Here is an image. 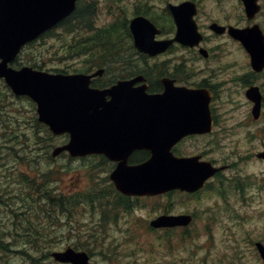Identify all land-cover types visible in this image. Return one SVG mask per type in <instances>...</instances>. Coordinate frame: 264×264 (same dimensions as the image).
<instances>
[{"label": "rangeland", "instance_id": "obj_1", "mask_svg": "<svg viewBox=\"0 0 264 264\" xmlns=\"http://www.w3.org/2000/svg\"><path fill=\"white\" fill-rule=\"evenodd\" d=\"M180 1L153 0L150 9L154 15H166V3ZM195 1L201 9L196 19L199 17L202 25L208 24L210 19L233 25L248 24L240 0ZM261 3L264 5V0ZM120 8L126 12L125 18L132 11L129 5L116 4L111 12L117 21ZM98 12L94 8L84 20L74 24L72 32L57 26L51 34L26 45L14 64L49 72L97 68L98 61L89 62V56L82 53L86 43L83 45L80 41L88 38L85 32L88 22L94 21V25L100 26L105 24L108 16L111 21L107 23L114 20L104 8ZM255 20L264 29V6ZM164 24L170 25L167 20ZM120 31L123 30H117ZM124 43L125 48L133 46L130 38ZM207 44L222 49V61L243 57L242 46L229 36L212 37ZM111 55L116 56V53ZM120 55L129 59L132 65L146 69L145 55L127 54L125 51ZM90 56L96 54L90 53ZM119 59L117 57V60L104 65L109 72L100 76V82L116 75V64H125L118 62ZM110 64H114L113 68L108 66ZM128 72L126 67L121 69L122 74ZM238 73H241L238 69L223 70L219 65L210 75H201V71L192 72V75L199 79L207 76L216 82L249 78L245 73L236 75ZM234 88L236 91L230 97L236 100V104L225 101L222 107L228 108V113L235 117H242L246 107L241 95L243 87ZM0 105H6L8 110L6 115L0 113V147L3 149L1 151L0 148V234L4 240L13 241V245L0 242V264H34V259L36 264H71L57 260L52 254L68 246L87 252L90 264H227L231 257L257 256L253 241L264 243V161L256 153L264 148V123L263 127L260 126L262 122L252 124L249 131L246 127L235 126L228 136L217 137L216 151L212 155L226 165V170H222L223 174L220 173L216 182L223 192L222 197L202 196L199 200L194 196L173 194V206L166 211L164 203L172 195L153 200L141 198L133 205L132 211L126 213L121 208H114L115 195L109 189L112 187L108 179L113 166L110 161L100 156L73 158L66 153L50 158L53 147L65 143L67 135L43 133L36 120L34 104L27 97H15L9 90L7 98H0ZM1 124L5 129L4 138H1ZM19 127L23 130L19 131ZM11 143L17 148L10 149ZM31 158L32 161L26 162ZM228 164L235 168L230 171ZM20 173L28 175L33 182L23 180ZM235 174L247 183V188L238 191L230 186ZM35 188L37 191L50 188L57 194L72 195L74 200H71L70 213L50 209L47 205L42 211L39 205L44 202ZM94 191H98L94 194H101L93 197L91 193ZM88 194L91 195L84 198ZM186 208L189 212H197L199 217L188 229L186 242L172 239L173 245L166 244L161 236L156 237L158 233H165L164 230L149 229V220L157 215L176 213ZM166 231L178 239L179 229L175 227Z\"/></svg>", "mask_w": 264, "mask_h": 264}, {"label": "water", "instance_id": "obj_2", "mask_svg": "<svg viewBox=\"0 0 264 264\" xmlns=\"http://www.w3.org/2000/svg\"><path fill=\"white\" fill-rule=\"evenodd\" d=\"M74 1L0 0V76L5 78L15 94H26L36 102L38 120L46 123L54 134L69 133V141L55 147L52 155L67 150L72 156L102 153L116 160V154L121 152L123 161L111 172L110 179L117 189L128 194H156L179 185L199 186L208 173L200 171L189 161L181 162L173 158L169 152L170 145L178 135L171 136L154 130L150 137L151 157L132 166H127L124 161V144L128 137L132 141L137 139L133 147H146L148 113L153 123L160 120L168 123L193 121L192 115L196 113L203 118L208 102L204 92L174 87L171 82L164 81L166 88L163 93L149 95L144 91V86L130 88L134 81L141 79L140 76L110 88L98 89L90 87L89 83L91 76L100 74L102 69L86 75L49 73L30 66L19 69L8 66L22 45L69 15L74 10ZM242 1L247 17L252 18L259 10L257 0ZM194 8L190 2L170 6L177 27L175 39L191 45L200 39L192 19ZM211 27L216 32L224 30L217 24ZM130 29L139 50L154 54L163 49L162 45L154 42V26L145 17L131 19ZM229 33L242 41L250 53L254 68H261L264 64V35L258 25L243 29L230 27ZM167 44L164 43V46ZM253 91L254 94L249 91L247 94L255 101L253 111H257L259 96L255 93L256 88ZM129 112L140 116L132 118L131 125L127 127L119 125L124 121L119 115ZM132 127L136 132L130 134L126 129ZM139 138H143V142L138 144ZM258 155L264 157V152ZM186 217L162 215L150 224L174 225ZM257 246L264 259V246L260 243ZM52 254L57 260L71 264H89L84 251L66 248Z\"/></svg>", "mask_w": 264, "mask_h": 264}, {"label": "flooded vegetation", "instance_id": "obj_3", "mask_svg": "<svg viewBox=\"0 0 264 264\" xmlns=\"http://www.w3.org/2000/svg\"><path fill=\"white\" fill-rule=\"evenodd\" d=\"M152 3L153 0H77V6H80L82 8H92L93 10L95 8L98 9L99 12H101L102 9L104 8L108 14L113 15V18H114V14L111 12V10L116 8V4H121L123 6L126 5L131 6L134 16L138 14V12H141L138 11L136 8L147 9L153 7ZM197 8L199 13L201 9L199 8L198 4H197ZM120 13H122V10H120ZM162 19L163 16L160 21H156V25L160 30L159 34L155 36L156 40H166L173 37L174 27L163 24ZM104 21L105 24L100 26L94 25V21H93L90 25L85 26V30L86 31L93 30L92 35L98 38L102 37L101 33L103 31L115 33V37H116V26L107 23L111 21V17L108 16ZM113 21L114 23H116V16ZM196 21L198 23L200 31L204 34V39L199 45L190 47V46H184L177 42H173L166 50L161 51L152 56L140 52L139 54L145 55V59H146V65H145L146 69L144 74H145V80L147 83L148 92L150 93L161 92L164 86L162 80L164 78H168L174 82V85H181V86L185 85L187 87H192V88H204L206 90L204 92L205 97H208L207 92L210 93V96L208 97L209 101L207 105L208 108L207 116L204 115V117L201 118L200 113L195 114L196 121L192 122V126L195 127L196 132H191L186 134L185 136H182L171 146V151L173 155H175L176 157H196L198 162H204L206 164H209L210 168L212 167L218 169L214 171L212 174H210L208 178L205 179L203 186L198 188L197 190L188 192V191H181L179 189H174L163 194L164 197H168L169 195H173V194L194 196L200 200L202 196H205L206 198L212 197L213 195H215L216 197L223 196V192L219 187H217L216 182L218 181V177L220 176V173L226 170L224 169L226 165L221 163V159H219V157H216V155L214 156L212 155V152L216 151V143L218 141L217 137L228 136L229 134H231L230 130H234L235 126H240L241 128L246 127L249 131L251 130L252 124L262 122L260 126L263 127L264 65L261 68L254 70L250 64V56L244 48L241 49V53L244 58L242 57L239 60L222 61V57H223L222 49L209 46L207 44V41L211 40L212 37H226L228 36V34L225 32L223 34L217 35L213 31L209 30L210 28L209 23L206 25H202L199 17L196 19ZM214 21L221 24L229 25V23L226 22H220L217 21L216 19H210V23ZM236 26L239 27L241 25H236ZM87 37H88L87 40H90L92 36L87 35ZM110 37H112V35L108 36V39H110ZM110 45L111 43L108 42L106 46H110ZM100 46L102 45L98 43H94L90 45L89 48L91 49V53L101 54L105 51L112 52L106 50L105 48L107 47H105L104 45H103L104 47H100ZM124 51L127 54L138 53V51L134 47L119 49V53H123ZM185 51H187V53H184ZM219 65L223 70L227 68L240 70L241 73H238L236 75L239 74L242 75L247 70H249V72L245 73V75H247L249 78L244 77L242 79L233 80V81L216 82V81H212L207 76H204L202 79H199V77L194 78L192 75V72L198 73L200 71H201V75H206L207 73H209L208 75H210ZM123 67H126L129 69V71H131L134 70L135 65H132L130 60L128 65L116 64V72H117L116 80L130 78L134 75L131 72L128 73L127 75L122 74L121 69ZM234 87H243L241 90V95L244 99L243 103L246 104V107L242 117H235L233 113H228L229 112L228 108L223 109L222 107V104L225 101H230L236 104V100H232L230 97V95L236 91ZM253 88H256L255 93L259 96L257 111H253V108L255 107V101L251 100L247 96L248 91L254 94ZM0 94H1L0 98L3 99L7 98L9 94V90L7 86L4 84L3 80L1 79H0ZM240 104L242 105V102H240ZM7 111L8 110L6 105H0L1 115H6ZM178 124L180 131L181 126H184V122H180ZM1 126H2L1 131L3 136L5 129H3V124H1ZM149 127L152 128L153 127L152 124H149ZM126 130H130V128ZM129 144H130V139L126 138V145L129 146ZM126 149H127L126 162L128 164L139 163L140 161L150 157V150L148 148H139L131 151H129L128 148ZM1 151H3V149ZM260 151H264V148H262ZM261 160L264 161L263 159ZM229 163H232V161H230ZM228 167L231 168L230 171H232V169L235 168L231 165H229ZM237 175L238 174H235V177H232V185L230 186H234V189L238 191H242L245 187L247 188L248 185L247 183H244V181L241 180ZM137 198L138 197L136 196H124L123 194L116 191L117 205L119 206L121 205L120 201L129 204V206L121 208L126 213L132 211L134 205V203L132 202L135 201V199ZM170 205H172V203H170L169 200L164 203L165 208H170ZM189 211H190L189 208H186V210L174 213V214H180V213L188 214L192 216V221L187 226L177 227V229H179L183 234H186L188 229L191 228L190 226H192V223H194V221H196V219L199 218L197 212L195 211L189 212ZM3 237L4 236L1 237L0 234V242L6 245H13V241L8 242L7 240H4ZM255 242L262 243L263 245L264 243L260 240L253 241V246L255 248L254 250L257 256L242 255V256H235L233 258L231 257L229 258L227 264H264V260L261 258V256L256 250ZM249 243H250V239H248L247 244Z\"/></svg>", "mask_w": 264, "mask_h": 264}, {"label": "trees", "instance_id": "obj_4", "mask_svg": "<svg viewBox=\"0 0 264 264\" xmlns=\"http://www.w3.org/2000/svg\"><path fill=\"white\" fill-rule=\"evenodd\" d=\"M76 13H78V12L73 13V15H76ZM77 15H79V14H77ZM67 19L68 18H65L63 21H61L58 24V26H60L62 28L64 27V28H66V30H68L67 29ZM79 19H80L79 17H75V20L76 21L79 20ZM52 32H53V30H48L43 35L46 36L48 34H51ZM101 36L103 37V38H100L101 41L109 42L108 36H110V32L104 31V32L101 33ZM105 42H102V46L104 45ZM33 43L34 42L30 43L29 45H32ZM80 43L82 44L81 41H80ZM106 45H107V43H105V46ZM108 54H110V53L103 52L101 55H98V56H92V57L89 56L90 59L92 58L90 62L97 60L98 63H99V65H101V64L102 65L103 64L105 65V64H109V63H111V62H113V61L116 60V56H114V55H108ZM110 79L109 80H106L104 82V84L109 83ZM38 125L40 126V129L42 130L43 133H45L46 135H50L47 127L44 124L38 123ZM11 148L14 149V148H17V147L12 144V146L10 147V149ZM7 153H8V150H7ZM49 157L51 158V156H49ZM32 160H33V158H31L30 160L27 159L26 162L32 161ZM18 163H23V162H18ZM20 176H22V179L25 180L28 183L29 182H33V179H31L28 175H26L24 173H20ZM34 190L36 191L37 195H39L43 199V202L44 203H42L41 205H39V208L42 211H44V206L47 205L48 208H50V209H58L60 211H63L64 213H70V211H71L70 206L73 205V202L71 200L72 199L74 200V197L72 195H68L67 196L65 194H63V195L62 194H57L56 192H52L50 190V188H43V189H40L39 191H37V188H35ZM94 193H96V191ZM86 196H84V197H86ZM33 261H35L34 264H36V259H34Z\"/></svg>", "mask_w": 264, "mask_h": 264}, {"label": "bare ground", "instance_id": "obj_5", "mask_svg": "<svg viewBox=\"0 0 264 264\" xmlns=\"http://www.w3.org/2000/svg\"><path fill=\"white\" fill-rule=\"evenodd\" d=\"M20 251V250H19ZM21 253V252H20Z\"/></svg>", "mask_w": 264, "mask_h": 264}]
</instances>
